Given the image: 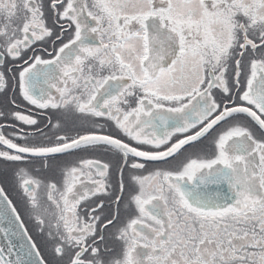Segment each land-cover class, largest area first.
Masks as SVG:
<instances>
[{
	"label": "snow or ice",
	"instance_id": "1",
	"mask_svg": "<svg viewBox=\"0 0 264 264\" xmlns=\"http://www.w3.org/2000/svg\"><path fill=\"white\" fill-rule=\"evenodd\" d=\"M0 95V264H264V0H0Z\"/></svg>",
	"mask_w": 264,
	"mask_h": 264
},
{
	"label": "rangeland",
	"instance_id": "2",
	"mask_svg": "<svg viewBox=\"0 0 264 264\" xmlns=\"http://www.w3.org/2000/svg\"><path fill=\"white\" fill-rule=\"evenodd\" d=\"M0 163H2V162H0ZM12 198H13L14 202L17 204V207H18L17 210L20 212L21 217L25 219V224L29 225L31 232L33 233L34 232L33 224H32V222H30L26 219L25 213H24V208H23V206H21L19 204L18 197L15 194H13ZM34 240H36L37 244L39 245L41 238H34Z\"/></svg>",
	"mask_w": 264,
	"mask_h": 264
},
{
	"label": "flooded vegetation",
	"instance_id": "3",
	"mask_svg": "<svg viewBox=\"0 0 264 264\" xmlns=\"http://www.w3.org/2000/svg\"><path fill=\"white\" fill-rule=\"evenodd\" d=\"M4 100H5V98H4L2 95H0V104L4 103ZM25 131H31V129H29V128L26 127V128H25ZM12 199H13V198H12ZM13 202H14V200H13ZM14 203H15V202H14ZM17 208H18V207H17ZM25 226L28 228V230H29V234L33 236V239H34V238H40L39 236H37L35 229H34V232L32 233L31 230H30V228H29V225L25 224Z\"/></svg>",
	"mask_w": 264,
	"mask_h": 264
},
{
	"label": "water",
	"instance_id": "4",
	"mask_svg": "<svg viewBox=\"0 0 264 264\" xmlns=\"http://www.w3.org/2000/svg\"><path fill=\"white\" fill-rule=\"evenodd\" d=\"M5 244V241L3 240L2 236H0V245Z\"/></svg>",
	"mask_w": 264,
	"mask_h": 264
}]
</instances>
